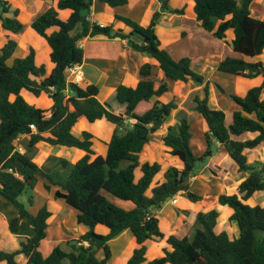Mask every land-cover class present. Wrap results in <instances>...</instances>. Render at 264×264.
I'll return each instance as SVG.
<instances>
[{
    "label": "trees",
    "instance_id": "obj_1",
    "mask_svg": "<svg viewBox=\"0 0 264 264\" xmlns=\"http://www.w3.org/2000/svg\"><path fill=\"white\" fill-rule=\"evenodd\" d=\"M101 1L112 8L129 3V0ZM162 1L163 8L170 13L184 14V9H172L167 6L168 0ZM255 1L193 0L194 13L204 30L219 40L226 39L229 31L234 34L232 48L238 57L227 56L219 62L217 70L248 79L263 77L262 84L251 88L245 96H230L240 108L233 112L231 123L227 122L224 110L210 105L211 83L193 69L191 58L176 60L162 48L156 31L159 12L148 26L117 17L132 29L125 34L122 30L115 31L112 25L101 26L90 21L94 0H60L56 8H49L31 25L51 49L50 73L46 64H37V52L32 46L26 56L14 58L18 38H8L0 49V196L17 205L21 217L32 220L35 232L31 237H18L17 250L0 249V264H20L16 258L21 254L27 257V264H108L112 258L110 242L126 230L133 233L136 247L125 264H264V207L245 203L255 193L264 191V164H250L247 156L248 151L264 144V63L252 60L264 53V20L252 13ZM67 9L72 11L70 17L61 18L59 10ZM85 10L88 14L83 16ZM10 12V3L0 0L2 29L18 35L26 26L19 19V9L14 10L13 17L8 16ZM79 25L82 29L76 32ZM52 28L55 31L49 33ZM98 35L128 40L133 49L154 57L163 72L164 79L157 85L153 66L146 63L141 66V79L136 87L118 86L115 99L124 108L120 113L107 101L99 100L97 86L91 84L84 88L66 77L68 68L84 62V49L79 42ZM133 35L142 37V43L133 41ZM191 81L204 84L202 94L193 97V109L207 125L205 151L201 156L193 153L192 123L186 115L188 110L183 108L186 114L161 138L181 167L169 166L163 180L154 185L163 165L158 161H143L142 156L152 136L180 106L176 97L168 103L154 99L171 91L169 82L188 84ZM217 87L225 93L220 85ZM24 91L36 98L47 96L52 107L47 110L30 104L22 94ZM103 119L113 128L105 156L94 151L91 132L83 131L81 136H76L73 131L80 121L94 124ZM246 134L255 136L239 139ZM25 135L30 137L32 150L46 143L77 148L86 154L74 164L69 178L59 182L33 161L32 154L26 155L17 149L15 142ZM219 148L237 164L239 173H250L239 185L238 194H224L218 199L219 204L234 210L230 221L237 224L239 237L230 238L226 231L217 230L220 213L216 209L197 213L192 236H166L157 212L179 194L193 203L203 200L190 190L191 180L197 176V164L212 158ZM62 162L68 165L66 160ZM208 168L214 175L225 174L213 163ZM40 178L47 181V191L52 185L59 186L55 198L73 208L77 223L88 228L86 233L69 240L66 248L56 246L48 256L42 253L41 245L47 238L52 213L45 205L33 215L20 202L27 191L35 190ZM28 201L32 206L34 196ZM19 219L14 218L9 225L17 236ZM98 226L107 228V234L99 233ZM164 239L171 249L165 248L163 257L147 261L148 242ZM99 252L103 258H99Z\"/></svg>",
    "mask_w": 264,
    "mask_h": 264
},
{
    "label": "crops",
    "instance_id": "obj_2",
    "mask_svg": "<svg viewBox=\"0 0 264 264\" xmlns=\"http://www.w3.org/2000/svg\"><path fill=\"white\" fill-rule=\"evenodd\" d=\"M7 1L11 5V12L8 14V16L9 17L13 16L14 10L19 9L20 11L19 19L26 26L25 30L22 33L18 35H14L9 31H4L2 29V25L0 21V33L2 30L3 33L11 34L17 36L18 38V49L14 55V58L24 57L27 55L29 51V46L26 45L27 44L26 40H23V38L20 37L21 35L23 36V33L26 31V29L28 30V32L31 33V35L35 36L36 39L41 40V42H43V44L46 47L47 46L49 47L47 41L43 37L38 35L32 29L31 25L39 15L43 14L49 8L51 7L56 8L60 0H7ZM163 4L164 3L162 0H129V3L125 6L112 8L107 3L101 0H94L89 19L92 23H96L101 26L112 25L115 31L122 30L125 34H129L132 32V29L129 26H127L124 22L118 20L117 17H125L134 22H137L142 26H148L151 23L155 13L157 12L161 13V16L157 22L156 31L161 41L162 48L169 51L170 54L176 60H179L184 57L191 58L193 69L197 73L205 76L206 81H210L211 83L210 105L211 102L214 101V103L217 106H212V107L215 109L224 110L226 113L227 122L231 123L233 112L240 108L230 97L231 95H236V94H233V90L232 92H230L229 89H232V85L235 84V88L239 91V94L241 96H245L251 88L262 84L263 77L259 76L254 79H248V78L236 77L233 75L219 72L217 70V67L221 60H223L227 56L238 57V54L234 53L232 48V40L234 37L233 32L229 31L227 33L226 39L219 40L217 38H214L212 34L208 33L206 30H204L201 26V22L197 20L196 15L194 13L193 0H187L186 3L180 2V0H168L167 3L168 7L172 9H184V14L170 13L169 10H165L163 8L164 7ZM71 13L72 11L69 9L59 10V14L63 19L69 18ZM81 29L82 27L81 25H79L76 28V32H79ZM53 31H55V28L50 29L48 32L52 33ZM229 36L231 39H229ZM131 39L136 43H142L143 40V38L138 35L131 36ZM225 40L227 41V43ZM79 44L84 49V62L82 65L79 66L83 74V81L80 82L79 85L84 88L91 84L97 86L100 91L98 98L102 102L104 101L108 102L111 97L115 96L116 90L120 85L136 87L141 79L140 77L141 66L146 63H149L153 66V78L157 85H159L160 82L164 79L163 72L159 68L158 61L146 52H141L133 49L128 44V40L121 38H110L104 35H98L95 37H87L81 40ZM50 53H51V49L49 47V50H47L46 52L47 58H44L42 63L47 65L48 73H50L53 69V64L50 61ZM258 57H255L252 60L254 62L260 61ZM66 77L68 81H72L71 80L72 78H70L69 74L66 73ZM175 83H178L177 86L180 87L181 91H187L188 95L191 92H195L197 94L201 93L203 92L204 89V84H198L194 81H191L188 84L184 82H175ZM217 84L222 86V88L225 90V93L219 90ZM169 87H170V82H169ZM25 92L26 91H24L22 94L30 104H34L40 108L47 110H49L52 107V101L47 96H46L48 99L46 105L47 108H44L36 104L35 102V100H39L43 96L39 98H34L27 95L25 96L24 94ZM29 94L30 93H28V95ZM169 94L170 92L162 96L161 98H155L154 100L158 99L164 103H168L170 102V97L168 98V100L165 99H167ZM262 98L264 99V92ZM228 109L231 111H229ZM169 120L170 117L166 120L162 128L152 136L150 143L146 146L144 155L142 156V160L143 157L145 156V153H147V150L148 151L152 150L153 152L152 157H155L156 154L158 153H165L167 155H170L169 154L170 149L166 147L161 140V138L167 133L168 128L170 126H173L170 125V123H168ZM86 122L87 121H80L74 127L73 131L76 136H81L83 131H89ZM100 122H103L101 123L103 124V126L105 127L107 126L109 133L111 132V130H113L112 125L109 122H107L105 119L99 120L96 123L98 124ZM206 131L207 129H205V132ZM205 132L203 130V144H204ZM254 136H255L254 134H246L239 139L244 140L248 138H253ZM110 138H111V134L109 135L108 139H106V141L102 142V147H101L102 149L101 148L96 149L95 144L93 145V149L97 155L105 156L107 154L108 151L107 143L110 141ZM29 142H30V137L25 135L18 138L15 144L17 149L23 154L30 155L32 154V152L35 151L36 153L34 154V156L32 155L33 161L36 164H38V166L41 167L45 172L47 171L46 173L51 175L56 181L59 182L66 181L69 178V175L72 172L74 164H76L86 154L84 151L79 150L77 148H69L65 146H51L46 143H41L32 150L29 146ZM153 145L155 147H153ZM204 151H205V145L202 152ZM51 154L56 155L57 158L61 160V163H59L58 166L53 168L56 169L55 172H53L52 168H49L48 166L47 160ZM247 156L250 164H254L255 162H261L264 164V144L260 145L258 148L254 150L248 151ZM64 157H69L70 161ZM63 160H66L68 162L67 166L63 164L62 162ZM145 161H149V160H145ZM155 161L156 160L149 162L153 163ZM210 163H213L215 166L219 167L222 172H225L226 176L224 175L225 180H223L222 184L225 181H227L232 174L234 175V178L236 179V183L232 191L234 194H238L239 185L245 179L248 178L250 173L249 172L239 173L237 164L230 158V156L226 151L220 148L215 152L212 158L209 159L208 165ZM163 168H164L163 171L160 172L155 178L154 185L157 182L159 183L162 181V180L159 181V179L166 170L165 167ZM203 175H199V176L203 177ZM210 177L211 175L208 174L207 176L209 180L208 183L209 185L212 184L213 186L215 185V183L213 180H211ZM198 179L199 178H195L192 181ZM40 180L35 190L33 191L34 193L33 196L35 199H34V204L30 206L31 209L29 210V212L33 215H36L39 212V210L46 205L50 210V212L52 213L51 217L48 219L47 238L42 242L41 245L42 253L44 254V256H48L52 252V250L58 245L60 246L64 244L65 245L64 248H66V243L69 240L76 239L82 234L86 233L88 231V228L84 225H79L77 223V214L73 208L67 205L64 202V200L55 198L56 191L60 189L59 186L52 185L51 190L47 191L45 189V183L47 181L44 178H40ZM40 186L41 187L43 186L42 188H44L43 191L45 193V197H44L45 201L41 203V205L43 206L37 209L35 195L38 194L37 192ZM233 193L231 195H233ZM179 195L180 196L177 195L179 197L177 202L178 204H181L185 199L182 194ZM177 196L175 197L177 198ZM219 196L220 195L218 194L216 197V201H218ZM167 203H169V201ZM201 203H202L201 201L195 203L197 209L192 212L190 211V213L188 212V215L183 216V218L186 221H184V219L180 217L182 214L181 213L178 214L176 210H175L176 212L175 214L171 213L173 220L170 221V227L168 231L164 232L166 236H170L172 234L180 235L181 229L184 225H186V227H184L186 231L193 230L195 226L194 222L196 221L197 213H199L200 211L206 212L211 209H214L213 207L214 205L211 208L205 209L204 207H202V205H200ZM245 203L252 207L254 206L264 207V191L255 193L250 199L245 201ZM3 204H4V208H0V225H4L6 226V228L7 227L9 228V225L14 218H18V217L20 218L18 236L13 234L9 228L7 235L8 240L10 241L9 245H6V242L2 241V237L0 236V249L6 251H14L19 248L18 237L33 236L35 232V227L30 218L21 217V211L17 205L13 203L17 209H13L14 212H11L9 210V206L11 205L6 203V201L4 200H3ZM215 206L216 209L219 211V213L220 212L226 213V217L229 218V224H230L228 228L230 233H232V234L229 233L230 234L229 236L230 238H236L234 224L236 226L237 224L234 222H232L234 224L230 223L231 222L230 217L234 213V210L229 206H223L219 204V202ZM220 219H221V214L218 218L217 229L220 228ZM70 220H72L73 222V227L71 229H68L67 224L70 222ZM65 230L66 231L68 230L71 233H75V235L72 234L69 236H62L61 233ZM96 230L102 234H107L108 232V229L103 226H98ZM239 235H240V230H239ZM125 237H127V240H129V242L127 243V246L123 248L124 249L122 252L123 257L120 259L118 264H125L128 261L126 257L127 256L130 257L134 248L136 247V239L130 230L124 231L122 234H120L117 238H115L112 241ZM154 246H156L157 251H156V255L152 256L150 255V251ZM45 247L46 249L43 250ZM165 248L171 249L165 239L159 242L149 241L148 251L146 254L147 261H151L156 258L163 257ZM113 257H114V253L112 254V258L108 264H112L114 262L115 258ZM99 258H103V253H102V257L99 256ZM16 259L20 264H27L28 262L27 257L24 256L23 254L18 255ZM1 264H6V262H2Z\"/></svg>",
    "mask_w": 264,
    "mask_h": 264
},
{
    "label": "rangeland",
    "instance_id": "obj_3",
    "mask_svg": "<svg viewBox=\"0 0 264 264\" xmlns=\"http://www.w3.org/2000/svg\"><path fill=\"white\" fill-rule=\"evenodd\" d=\"M186 1L187 0H180V2H183V3H186ZM252 13H254V16L259 17L260 19H264V0H258V1L256 0L254 2V4L252 5ZM10 17H13V16H10ZM9 37H17V36H14L11 34H5L1 30V33H0V49L3 47V45L6 43V41L8 40ZM20 37H22L23 40H26L27 46H29V47L32 46L36 50V52L38 53L37 63H38V65H41L43 63L44 58H47L48 53L46 55V52H47V50H49V47L48 46L46 47L43 44V42H41V40H38L35 38V36L31 35V33L28 32L27 29L23 33V36L21 35ZM229 39H231L230 36H229ZM226 43H227V41H226ZM258 59H260V61L264 62V53L260 57H258ZM11 63H12V60L9 61V64H11ZM231 79H234V78H231ZM177 84L178 83L170 82L171 91H170V94L168 95L167 99H165V100H168V98L170 97V101H171L173 97H176L177 101L180 104L179 108L177 110H175L172 113V115L170 116V120L168 123H170V125L177 124L179 122V119L181 118V116H183V114H186L183 112V108H186L188 110V113L186 115L190 119V121L192 123L191 125L193 128V132H192L193 137H192V140L190 142L191 148H192L193 153L196 156H201L203 154L202 150L204 148L203 130L205 132V129H207V125H206L204 119H202L201 116H199V114H197L193 109V97L197 93L191 92L188 95V92L187 91H181L180 87H178ZM232 90H233V94L241 96L239 94V91L235 88V84L232 85V89H229L230 92H232ZM24 94H25V96L27 95L30 97H34L32 94L28 95V93H26V92ZM198 94H202V92L198 93ZM34 98H36V97H34ZM164 98H166V97H164ZM47 101H48V99L46 96L41 97L39 100H35L36 104H38L44 108H47V106H46ZM104 102H106V101H104ZM108 103L112 106L113 110L116 113H120L122 110H124V108H122V106H120L117 103L115 96L111 97L109 99ZM211 106H217V105L214 103V101H212ZM229 111H231V110H229ZM201 119H202V121H201ZM101 123H103V122H100L98 124L86 122L88 130L94 135L93 143L95 144L96 149H100L102 147V142L106 141V139H108L109 135L110 134L112 135V132H113V130H111V132L109 133L107 126L105 127ZM153 147H155V146L153 145ZM153 147H151V148H153ZM35 153H36L35 151L32 152V155L34 156ZM152 153H153L152 150L151 151L147 150V153H145V156L143 157V161H145V160H149V161L156 160L159 163H161L163 165V167H165V169H167L168 166H172V165L181 167V164L176 157H173L171 155H167L165 153H158V154H156L155 157H152ZM64 158H66L70 161L69 157H64ZM47 161H48L49 168H52L53 172L56 171V169H53V168L58 166L59 163H61V160L58 159L57 156L53 155V154H51L49 156ZM208 163H209V160H207L203 163L201 162V163L197 164V167H196L197 176L195 178H199V179L192 181L193 179H195V178H193L191 180L190 190L203 197V200L201 201L202 203L200 204V205H202V207L207 209V208H211L214 205L213 207H214V209H216L215 205L218 204V201H216L217 195L218 194L219 195H224V194L231 195L233 193L232 190H233L234 185L236 183V179L234 178V175L232 174L228 178V180L222 184L223 180H225L224 176L221 177L220 175L219 176L214 175L212 170L207 168ZM205 172L207 173V175ZM208 174L211 175L210 178H211V180L214 181L215 185H213V186H212V184L209 185V183H208L209 180L207 178ZM199 175H203V177L199 176ZM161 180H163V175L160 177L159 181H161ZM42 187L40 186L38 188V192H37L38 194L35 195V197H36L35 201H36V208L37 209L42 207L43 205H41V203L45 201L44 200L45 193L43 191L44 188H42ZM31 195H34V193L27 191L20 198V202L23 203L28 210L31 209V207L29 205V201H28L29 197ZM178 196H180V195H178ZM178 196H177V198L175 197V198L169 200V203H166L163 206V208L159 212H157V214L160 218V221H161L160 226H161V229L163 232L168 231V229L170 227V221L173 220L171 213L175 214L177 212V210H182L183 212H181L182 215L180 217L182 219H184L183 218L184 215H188V212L190 213V211L192 212V211L197 209V207L195 206V203H192L185 196H184L185 200H183V202L181 204H178V202H177L179 199ZM1 199H3L4 201H6V203L11 205V206H9V210L11 212H14L13 209H17L13 203L9 202L4 197H0V208H4L3 200H1ZM186 205H187V207H186ZM185 208H187V209H185ZM175 210H176V212H175ZM220 214H221L220 228H218L217 230L220 232L226 231L229 234L230 233L229 228H228L230 225L229 224V218L226 217L225 212H223V213L220 212ZM184 221H186V220L184 219ZM189 222H190V219H189ZM230 223H232V222H230ZM232 224H234V223H232ZM67 225H68L67 228L71 229L73 227L72 220H70V222ZM194 225H195V222H194ZM184 227H186V225H184L182 227L181 232H180V236H188V237L192 236L193 230H195V226H194L193 230H191V231L190 230L186 231V229H184ZM234 229H235V237L238 238L239 237V229L235 224H234ZM8 231H9L8 227L6 228V226L0 225V236L2 237V241L6 242V245H9V243H10V241L8 240V237H7ZM72 234L75 235V233H71L68 230L67 231L65 230L61 233L62 236H69ZM230 234H232V233H230ZM128 242H129V240H127V237L119 238V239H116L115 241L110 242L112 252L114 253L113 258H115V260L112 264H118L119 263L120 259L123 257V255H122V252L124 250L123 248L127 246ZM60 246L62 248L65 247L64 244L60 245ZM45 249H46V247L43 250H45ZM156 251H157L156 246H154L152 248V250L150 251V255L155 256ZM98 254L100 257H102V252H99ZM126 258L128 260L130 257L127 256Z\"/></svg>",
    "mask_w": 264,
    "mask_h": 264
},
{
    "label": "built area",
    "instance_id": "obj_4",
    "mask_svg": "<svg viewBox=\"0 0 264 264\" xmlns=\"http://www.w3.org/2000/svg\"><path fill=\"white\" fill-rule=\"evenodd\" d=\"M66 72H67V74L70 75V78H72L71 82H75V83L79 84L80 82L83 81V74L79 68V65L72 66V67L68 68ZM31 128L33 130H35L34 125H31Z\"/></svg>",
    "mask_w": 264,
    "mask_h": 264
},
{
    "label": "water",
    "instance_id": "obj_5",
    "mask_svg": "<svg viewBox=\"0 0 264 264\" xmlns=\"http://www.w3.org/2000/svg\"><path fill=\"white\" fill-rule=\"evenodd\" d=\"M87 14H88V11H86V10H85V11H82V15H83V16H85V15H87Z\"/></svg>",
    "mask_w": 264,
    "mask_h": 264
}]
</instances>
